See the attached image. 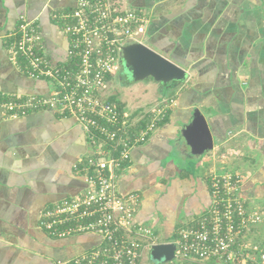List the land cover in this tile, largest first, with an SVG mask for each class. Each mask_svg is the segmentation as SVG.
Here are the masks:
<instances>
[{
    "label": "crops",
    "instance_id": "crops-1",
    "mask_svg": "<svg viewBox=\"0 0 264 264\" xmlns=\"http://www.w3.org/2000/svg\"><path fill=\"white\" fill-rule=\"evenodd\" d=\"M129 3L152 17L145 38L149 46H145L185 69L187 78L174 89L158 85L159 95L152 101L151 85L146 84L142 92L136 88L125 103L108 92L119 71L109 78L103 98L122 105L130 115L134 135L150 121L151 111L169 102L165 119L144 143L131 149L130 161L117 172L119 193L139 196L137 221L154 231L157 245L173 243L181 229L197 223L209 211L214 175H239L246 205L263 216V3ZM74 5L72 0H0V100L53 93L50 81L25 74V63L13 60L10 46L24 17L40 30L52 63H63L68 40L54 16ZM196 112L206 118L212 135L210 149L204 154L192 151L184 133ZM87 152L90 154L82 127L62 111L0 117V264H70L102 244L95 234L54 237L41 227L47 210L87 190L81 171ZM262 219L254 236L261 244Z\"/></svg>",
    "mask_w": 264,
    "mask_h": 264
},
{
    "label": "built area",
    "instance_id": "built-area-1",
    "mask_svg": "<svg viewBox=\"0 0 264 264\" xmlns=\"http://www.w3.org/2000/svg\"><path fill=\"white\" fill-rule=\"evenodd\" d=\"M72 1L74 8L54 16L65 24L68 48L63 63H52L41 32L24 17L14 34L13 60L20 56L25 74L50 81L53 93L48 97L14 96L0 104V110L12 119L42 110L62 111L75 117L86 135L91 152L83 159L81 171L87 190L47 210L41 220V227L54 237H101L98 248L70 264H140L144 251L157 245V238L150 227L137 221L139 196L119 193L117 172L130 161L131 149L144 143L165 119L169 102L151 111L150 121L134 135L130 115L104 100L103 90L121 69L124 47L145 45L152 17L133 8L129 0ZM210 195L209 211L177 234L175 261L264 264V243L246 240L248 228L261 221V215L242 198L240 176L214 175Z\"/></svg>",
    "mask_w": 264,
    "mask_h": 264
},
{
    "label": "water",
    "instance_id": "water-1",
    "mask_svg": "<svg viewBox=\"0 0 264 264\" xmlns=\"http://www.w3.org/2000/svg\"><path fill=\"white\" fill-rule=\"evenodd\" d=\"M122 69L130 72L135 82L153 79L156 83L175 88L186 81L185 69L171 63L153 49L142 44H131L123 49ZM188 145L195 154H204L210 149L212 135L206 118L199 112L194 114L192 126L184 131ZM152 256L166 262L175 260L173 243L155 245Z\"/></svg>",
    "mask_w": 264,
    "mask_h": 264
},
{
    "label": "rangeland",
    "instance_id": "rangeland-1",
    "mask_svg": "<svg viewBox=\"0 0 264 264\" xmlns=\"http://www.w3.org/2000/svg\"><path fill=\"white\" fill-rule=\"evenodd\" d=\"M261 2L263 3V8H264V0H261ZM144 44L149 46L145 42H144ZM146 84H149V85H151L150 87H153L151 92H149L150 93L149 94V97H150L149 100L152 101L156 97H158L159 94L157 91H159L160 89L158 90L157 86L159 85L161 87V84L156 83L153 79H147V80H144L143 82H135L132 75L130 74V72L128 70L124 69L123 71H121V69H120L118 72V75L114 79L112 85L109 86L110 88H108V92L111 95H115L117 100H122V102L125 103L127 100H131L130 99L131 92L135 91L136 88L138 89V91L142 90V88H144V86ZM154 87H156V88H154ZM105 90H107V87L103 91H105ZM140 92H142V91H140ZM103 95H105L104 98H106V93H103ZM21 97H23V96H21ZM10 98L11 97L1 99L0 104L4 103L5 101H8V99H10ZM149 100L146 99V101H149ZM0 117L9 118V116L7 114H5L4 111H2V110H0ZM88 147H89V153H90L91 147L89 144H88ZM87 155H88V152L83 157L86 158ZM259 215H261V221L257 222L256 224L251 225L248 228V231L246 233V240L249 241L250 244H255V245L261 244V242H257L256 238L254 237V236H256L255 229L258 225L261 224V222L263 220L262 218L264 217V215L262 216L261 212H259ZM140 264H177V262L176 261L166 262L163 258L157 259V258L152 256L151 250H145L144 255H143V260L141 261ZM191 264H209V263H204L203 261H199V262H193ZM214 264H217V263H214Z\"/></svg>",
    "mask_w": 264,
    "mask_h": 264
},
{
    "label": "trees",
    "instance_id": "trees-1",
    "mask_svg": "<svg viewBox=\"0 0 264 264\" xmlns=\"http://www.w3.org/2000/svg\"><path fill=\"white\" fill-rule=\"evenodd\" d=\"M61 12H62V11H61ZM61 12H58V14L61 13ZM58 14H57V15H58ZM55 21H56V23L58 24V26L60 27V30L63 31V28H64L65 24H64L62 21H59L58 19H55ZM19 26H20V24H19ZM35 27L37 28L36 25H35ZM18 28H19V27H18ZM37 30L40 31L38 28H37ZM63 34H64V33H63ZM13 40H15V38H14ZM42 42H43V36H42ZM12 44H13V41L11 42V46H10L11 51H12V49H13ZM18 58H19V60L21 59L20 56H19ZM163 88L167 90V89H170L171 87L169 88V86H166V87L163 86ZM171 89H174V88L172 87ZM110 99H111V98H110ZM110 99H108L109 103H112V104H115V103H116V102L114 101V99H112V100H110ZM115 105H118V104H115ZM121 106H122V105H121ZM121 106L118 107L120 111L123 110ZM193 225H195V224L189 225V226H187V227H190V226H193ZM176 238H177V237H176ZM175 240H176V239H175ZM260 245H261V244H260ZM258 255H259V253L256 254V256H258ZM174 261H175V260H174ZM193 262H199V261H198V260H194V261L186 262V263H184V264H191V263H193ZM208 263H213V262H208ZM177 264H181V263L177 262Z\"/></svg>",
    "mask_w": 264,
    "mask_h": 264
}]
</instances>
